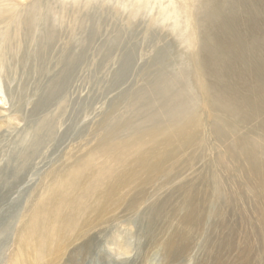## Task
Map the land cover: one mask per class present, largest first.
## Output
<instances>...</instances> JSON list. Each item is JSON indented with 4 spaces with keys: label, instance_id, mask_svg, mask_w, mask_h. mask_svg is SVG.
Masks as SVG:
<instances>
[{
    "label": "rangeland",
    "instance_id": "rangeland-1",
    "mask_svg": "<svg viewBox=\"0 0 264 264\" xmlns=\"http://www.w3.org/2000/svg\"><path fill=\"white\" fill-rule=\"evenodd\" d=\"M11 1L18 7V18L35 5L40 6L41 17L33 32L14 26L0 33L4 62L0 61V169L23 153L30 161L24 183L16 184L0 203V220L10 214L9 228L14 226L13 237L0 243V264H8L16 231L29 224L43 192L74 169L84 170L82 177L96 168L103 175L91 172L103 181L96 193H112L111 184L123 174L130 187L114 191L116 196L107 204L104 194L83 204L93 214L100 212L96 204H104L105 217L94 223L93 214L76 218L73 230L54 244L61 251L49 253L44 264H242L246 258L250 264H264V188L244 157L229 156L212 133L209 110L194 79L191 25L180 13L182 0ZM46 22L54 28L49 42ZM90 33L95 35L92 39ZM131 49L135 58L129 74L113 84L120 61ZM162 50H168L169 57L153 66ZM81 52L83 60L67 79L64 60L82 56ZM160 71L177 77L174 85L159 83L156 89ZM61 79L64 87L53 90ZM181 85L188 95L186 109H192L198 120L188 112L180 113L179 91L185 89ZM50 90L54 93L50 104L36 112L35 105ZM140 98L154 99L156 108L137 110ZM171 115L177 125L170 126ZM239 129V136L264 140V134L250 125ZM149 130L157 132L154 141L143 138L146 145L125 167L118 166L116 154L115 164L99 155L105 139L128 140L135 132L144 135ZM36 133L43 144L33 164ZM172 134L184 138L183 142L177 137L171 141ZM137 155L155 163L147 164L152 172L138 168ZM91 156L96 159L87 165ZM110 171L112 176L106 178ZM65 207L47 217L61 220L65 211L73 212L71 206ZM42 233L48 237L46 231ZM171 242L178 250L167 255L166 244Z\"/></svg>",
    "mask_w": 264,
    "mask_h": 264
},
{
    "label": "bare ground",
    "instance_id": "bare-ground-1",
    "mask_svg": "<svg viewBox=\"0 0 264 264\" xmlns=\"http://www.w3.org/2000/svg\"><path fill=\"white\" fill-rule=\"evenodd\" d=\"M180 3V13L185 21L191 25L189 45L192 48L191 63L194 67V79L200 91L202 102L209 110L208 115L212 123V133L218 141L224 144L226 153L229 154V156L234 157V159L238 158L236 154L244 157L251 168V174L258 179V183L261 189H263L264 140L257 138V136L255 138L239 136L237 129L241 126L250 125L264 134V0H182ZM39 7V5H35L27 11H23L26 13L24 18L21 19L18 18V7L11 0H0V33L14 26L20 29L23 28L26 32L28 31L30 33L33 30L32 26H35L36 22L40 20L41 13H38ZM46 24L47 31L45 39L49 42L54 33V28L51 23L46 22ZM20 29L16 31H20ZM92 35L93 33L91 36ZM94 36L95 35L92 37L89 36V38L92 39ZM117 37L115 38L116 41L121 43V37ZM134 53V50L131 49L126 53L124 59L120 61L118 71L114 76L113 84L119 83V81L129 74L135 58ZM169 53L168 50L160 51L155 57L153 66H156L157 63L159 64V61L161 62L169 57ZM80 54H82V56H69L64 60L65 77L67 79L73 76L75 68L78 66L79 62L83 60L84 52ZM0 61L4 64L3 59ZM164 74L166 73L160 71V81L157 82L156 80V89H158V86L160 87L159 83L167 87L176 82L175 79L177 77L174 76L175 78H172V75ZM176 86H178V84ZM63 87L64 84L61 79L54 84L52 89L60 90ZM181 87L185 86L181 85ZM53 90L44 94L42 99L37 102L35 105L36 112L50 104L54 94ZM155 91L156 94L159 93L157 90ZM163 94L164 93L160 94V96H165ZM186 96H188L186 95V87L185 89L181 88L178 100L179 109H182L180 113L184 112L187 114L188 112V114L193 116L192 109H186L189 108L188 105V107H186V103L189 102ZM157 98H160L159 95H157ZM187 100L188 102H186ZM156 105L157 102L152 98L149 101L140 98L135 103L136 109L139 111H148ZM170 113H173V111ZM174 116L175 115H171L168 118L170 126L177 125L179 122ZM194 118L196 120L199 119V117L197 119L196 116ZM194 118L193 120H195ZM183 127L186 128V125L183 124ZM190 127H192L191 124ZM144 133V135H141L135 132L128 140H119L115 137H111L107 140L105 139L99 147V155L113 162V156L116 154L119 156V161H117V163L119 162L118 166L125 167V164L129 161L128 159L135 157L137 149L139 150L146 145L143 138H147L148 141L152 142L154 141V134L157 132L149 130L146 132L144 131ZM39 134L40 133H36L37 138L34 139V142L32 141L33 146L31 151L33 155V164H37V162H34V159H39L42 154L41 148L43 142L42 139L40 140L41 135L39 136ZM171 137V141L176 137L179 138L180 142L184 140V138L181 139L180 136H175L173 134ZM156 148L157 144L151 149L154 151ZM17 156L18 155L12 158V162L10 161L11 163H7L0 169V172L3 173V176L0 177V203L8 197V194H10L13 189H15L16 184L24 183L23 179L29 171V156L27 154L24 155V153L21 157L17 158ZM120 157H124L122 161ZM94 158V156L89 157L86 162L87 165H91ZM146 159L147 157L144 156H136L134 161L137 162V166L140 170L152 169V165H147L150 163V160ZM153 165H155V163ZM36 167L37 166H35V168ZM89 168L91 167L89 166ZM135 168L137 167L135 166ZM97 169L98 168L93 172H86L82 177H79V174L82 175L84 170L78 173V169H74L66 175H62L58 181H55L52 186L43 192L40 202L36 204L32 211L28 222L29 224H25L24 227H19L16 231L14 249L9 255L8 264H44L43 260L48 257L47 255L49 253H53V251L54 253H59L61 251L60 246H58V248L54 246L55 242L65 236L67 232L73 230L71 227L78 222L79 217L81 218V216L84 215L90 217L91 214H93L90 211L88 212L87 208L85 209L83 207V204H86L92 196L96 198L103 194L104 203L107 204L116 196L114 191L123 187H130V184L123 180L125 179V177L123 178V176H125L123 174V176L120 175V179H118V177V180H115L111 184L110 188L113 190L112 193H96L97 187L103 184V181L96 180L92 177V173H94V176L96 174L102 175L98 173V171L96 172ZM132 172H134V170H132ZM142 172L145 174V171ZM104 176L106 178L112 176V172H107V175L104 174ZM136 179H138V177ZM110 188L108 187V190H110ZM48 196H53V198H49ZM119 201L121 202V200ZM68 205L71 206L73 212L65 211L67 213H65L64 218L61 220L54 221L47 217L50 216V213L56 214V212H63L64 207ZM95 207L100 212L91 216L93 217L91 220L93 223L105 217L104 204H96ZM9 209V213L11 210L13 211V207ZM10 217L11 215L9 214L7 219L3 216L0 220V237L2 235L6 236L4 239L0 238V243H2V241L5 242L6 239L8 241L13 237L12 231L14 226L9 228L12 221L7 222ZM76 218L78 219L76 220ZM45 220L48 222L46 225L43 224ZM31 221L33 223H30ZM64 222H68V227L64 225ZM81 227L82 226L79 228L80 230L84 228ZM43 231L47 232L48 237L42 233ZM84 234L77 236L78 239L82 238ZM175 245L176 244L172 242L166 244L165 252L167 255L176 253L178 248ZM49 247L51 250L47 252ZM82 247L85 248L86 243H84V246L82 245L81 248ZM250 263V258H246L244 262H242V264Z\"/></svg>",
    "mask_w": 264,
    "mask_h": 264
}]
</instances>
